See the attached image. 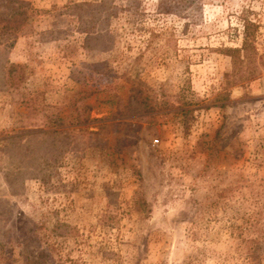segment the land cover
Masks as SVG:
<instances>
[{"label":"rangeland","instance_id":"374dc122","mask_svg":"<svg viewBox=\"0 0 264 264\" xmlns=\"http://www.w3.org/2000/svg\"><path fill=\"white\" fill-rule=\"evenodd\" d=\"M25 1L0 264H264V0Z\"/></svg>","mask_w":264,"mask_h":264},{"label":"trees","instance_id":"16d2710c","mask_svg":"<svg viewBox=\"0 0 264 264\" xmlns=\"http://www.w3.org/2000/svg\"><path fill=\"white\" fill-rule=\"evenodd\" d=\"M101 2H79L82 5L89 4V5H96L97 7H104L106 0H100ZM169 5V4H167ZM184 0H177L174 2L172 6H168V8L165 9L167 12H176V13H182L184 6ZM6 7L12 8V12L10 13V16L8 17L9 13L3 12L0 13V34L2 38V42L0 45H5V41H8L11 38H17L19 34L25 33L26 29V19L29 17V10H30V2L25 0H6ZM7 15V16H4ZM27 22V21H26ZM257 28V24L250 20L245 21V36L243 41V51L246 52L247 55H249L250 48H252L251 42L254 41V29ZM4 41V42H3ZM4 50L3 47L0 46V52ZM241 51V50H236ZM233 53V52H232ZM233 55V54H232ZM250 56V55H249ZM20 66L16 65L14 63H10L8 59L5 60L2 68V80L3 84H5L8 87H12L16 85L15 77H17V72L19 71ZM253 78V77H252ZM251 78V79H252ZM142 97V96H141ZM120 102L123 101L121 98ZM62 117H59L56 115V117L50 118V121L48 122L49 125H52L54 127L60 126L63 124L61 122ZM63 120V119H62ZM88 118L86 119V121ZM81 123V120H79Z\"/></svg>","mask_w":264,"mask_h":264},{"label":"built area","instance_id":"2783aa9c","mask_svg":"<svg viewBox=\"0 0 264 264\" xmlns=\"http://www.w3.org/2000/svg\"><path fill=\"white\" fill-rule=\"evenodd\" d=\"M157 142H159V140H156Z\"/></svg>","mask_w":264,"mask_h":264}]
</instances>
